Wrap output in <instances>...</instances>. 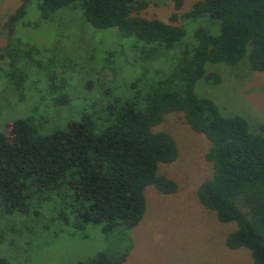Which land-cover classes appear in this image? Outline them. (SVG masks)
Returning <instances> with one entry per match:
<instances>
[{
	"label": "trees",
	"instance_id": "trees-1",
	"mask_svg": "<svg viewBox=\"0 0 264 264\" xmlns=\"http://www.w3.org/2000/svg\"><path fill=\"white\" fill-rule=\"evenodd\" d=\"M175 2L179 9L183 0ZM28 5L21 0L0 24L8 34L0 57L10 53L15 62L0 67V85L7 81L17 91L25 90L30 77L16 59L27 64L28 53L12 48ZM149 5V0H38L43 19L74 6L92 26L117 28L128 54L134 49L141 59L131 63L118 54L121 70L136 73L113 98L107 96L113 91L102 94L108 98L104 106L92 97L89 104H75L70 118L60 113L49 129L34 115L0 128V264H19L21 257L10 252L19 248L23 260H31L28 245L41 235L39 224L57 219L98 225L112 242L73 264L124 263L134 247L130 231L147 209L146 188L178 192L177 182L159 173L161 163L179 157L174 136L156 130L171 113H182L211 143L206 159L212 173L199 186L198 199L219 221L236 224L225 245L248 248L254 264H264V126L256 132L246 116L223 114L195 88L202 78L221 81L219 73L208 72L209 63L236 64L248 56L253 70L264 71V0H198L180 24L143 16Z\"/></svg>",
	"mask_w": 264,
	"mask_h": 264
},
{
	"label": "rangeland",
	"instance_id": "rangeland-1",
	"mask_svg": "<svg viewBox=\"0 0 264 264\" xmlns=\"http://www.w3.org/2000/svg\"><path fill=\"white\" fill-rule=\"evenodd\" d=\"M149 1L148 8L142 11L143 16L180 24L182 14L198 0H183L179 9L175 0ZM37 2L29 0L28 13L17 24L13 37V52L18 46L30 57L27 64L16 57L17 64L30 75L26 88L17 91L13 84L1 78V82L6 81L0 85L2 130H6L8 122L32 115L40 119L43 129H49L60 113L70 118L75 104H89L92 97L104 106L108 98H102V94L113 91L112 96L109 92L107 95L113 98L127 87L136 73L121 70L118 54H123L131 63L141 59L134 49L128 54L117 28L92 26L86 22L81 9L74 6L43 19ZM20 3L21 0H0V24ZM175 12L177 20L173 19ZM186 28L189 33L190 29ZM7 43V31L0 27V54ZM14 63L10 53L5 52L0 57V67L9 68ZM207 70L219 73L221 81L202 78L195 86L196 92L212 98L223 114H242L249 119L254 131L261 130L264 126V71L253 70L248 56L236 64L209 63ZM114 74L117 76L112 80ZM92 92L95 93L91 95ZM156 130L168 131L177 141L178 159L161 163L159 173L174 179L178 192L164 194L154 185L146 188L147 209L140 223L130 231L134 247L122 264H254L248 248L231 249L225 245L227 235L236 224L219 221L216 213L198 199L199 186L212 173L211 163L206 159L211 146L207 137L189 127L182 113L166 115ZM39 225L41 235L28 245L31 260H23L20 248L10 251L21 257L19 264H73L112 244L98 225L77 226L58 219ZM44 225L48 227L42 228Z\"/></svg>",
	"mask_w": 264,
	"mask_h": 264
}]
</instances>
